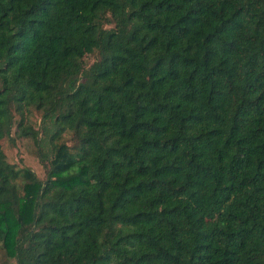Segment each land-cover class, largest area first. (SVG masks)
I'll return each mask as SVG.
<instances>
[{
  "label": "trees",
  "instance_id": "obj_1",
  "mask_svg": "<svg viewBox=\"0 0 264 264\" xmlns=\"http://www.w3.org/2000/svg\"><path fill=\"white\" fill-rule=\"evenodd\" d=\"M31 106L54 125L43 179L1 144L36 138ZM0 247L264 264V0H0Z\"/></svg>",
  "mask_w": 264,
  "mask_h": 264
},
{
  "label": "rangeland",
  "instance_id": "obj_2",
  "mask_svg": "<svg viewBox=\"0 0 264 264\" xmlns=\"http://www.w3.org/2000/svg\"><path fill=\"white\" fill-rule=\"evenodd\" d=\"M111 23L106 24L109 26ZM98 56L97 51L86 53L83 57L84 64L92 63ZM16 118L20 115L15 113ZM26 122H28L37 136L20 135L16 132V125L11 129V134L2 139V148L6 159L18 167L26 166L32 169L39 178H44L49 168V157L52 154V142L49 134L54 125L48 120L42 122L41 110L31 106L25 112ZM59 141H65L70 146H74L76 140L71 131H64ZM0 264H16L13 258L8 257L2 247H0Z\"/></svg>",
  "mask_w": 264,
  "mask_h": 264
}]
</instances>
